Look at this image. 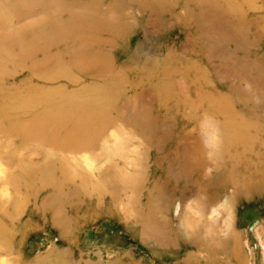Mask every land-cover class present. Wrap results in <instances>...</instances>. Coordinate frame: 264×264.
<instances>
[{
  "label": "rangeland",
  "instance_id": "1",
  "mask_svg": "<svg viewBox=\"0 0 264 264\" xmlns=\"http://www.w3.org/2000/svg\"><path fill=\"white\" fill-rule=\"evenodd\" d=\"M61 1L0 0V264H264V0Z\"/></svg>",
  "mask_w": 264,
  "mask_h": 264
},
{
  "label": "bare ground",
  "instance_id": "2",
  "mask_svg": "<svg viewBox=\"0 0 264 264\" xmlns=\"http://www.w3.org/2000/svg\"><path fill=\"white\" fill-rule=\"evenodd\" d=\"M63 1V0H62ZM61 1V2H62ZM225 1V3H226V5H225V7L227 6V8H228V10L229 11H232L231 13H234L235 15L237 14V13H239L240 12V10H242L241 8V5H246V4H248V5H246V6H249V5H251L252 7H253V5L251 4V1L253 2V0H224ZM223 2V1H222ZM60 3V2H59ZM66 3V2H65ZM65 3L63 2V5H65ZM212 3V2H211ZM240 4V5H239ZM49 5H52V4H49ZM66 5H69V4H66ZM65 5V6H66ZM223 5V4H222ZM61 7V6H60ZM62 7H64V6H62ZM91 7H93V6H91ZM222 7V6H221ZM73 8V7H72ZM96 8H98V6H96ZM95 8V9H96ZM64 9V8H63ZM74 9V8H73ZM86 9H88V8H86ZM92 9V8H91ZM91 9H89V10H91ZM95 9H93V10H95ZM224 9V8H223ZM78 10V9H77ZM81 10H82V8H81ZM80 10V11H81ZM85 10V9H84ZM226 10V9H225ZM56 11H57V8H56ZM70 11H72V10H70ZM83 11V10H82ZM58 12V11H57ZM86 12H87V10H86ZM90 12V11H89ZM92 12V11H91ZM64 13V12H63ZM66 13H67V11H66ZM88 13V12H87ZM96 13V11L94 12V14ZM90 14H93V12L92 13H90ZM50 16V15H49ZM56 17V16H55ZM59 17V16H58ZM43 18V17H42ZM60 18H61V16H60ZM72 18V17H71ZM80 18V17H79ZM56 19V18H55ZM109 19H112V18H109ZM47 20V19H46ZM77 20V19H76ZM75 20V21H76ZM70 21H71V19H70ZM80 21V20H79ZM109 21V20H108ZM60 22V21H59ZM73 22V21H72ZM76 22H78V21H76ZM84 22V21H83ZM82 22V23H83ZM80 23V22H79ZM94 23V22H93ZM77 23H75V25H76ZM92 24V23H91ZM95 24V23H94ZM103 24V23H102ZM84 25H86V23H84ZM35 26V25H34ZM63 26H64V24H63ZM63 26H61L60 28H62L63 29ZM78 26V25H77ZM99 26H101V25H99ZM104 26V25H103ZM53 27V26H52ZM65 27V26H64ZM72 27V26H71ZM98 27V26H97ZM83 28V27H82ZM96 28V27H95ZM66 29V28H65ZM68 29V28H67ZM101 29V28H100ZM72 30V29H71ZM74 30H75V27H74ZM63 31H64V29H63ZM71 33H72V31H70ZM69 32V33H70ZM97 32V31H96ZM79 33V32H78ZM87 34V33H86ZM61 35H62V33H61ZM64 35V34H63ZM66 35V34H65ZM53 36V35H52ZM70 36V35H69ZM80 36H82V35H80ZM96 37V36H95ZM51 38V37H50ZM75 39H76V37H75ZM61 41H65V40H63V38L61 39ZM91 41V40H90ZM56 42V41H55ZM85 42V41H84ZM58 43H59V41H58ZM57 43V44H58ZM72 43V42H71ZM81 43V42H80ZM93 44V43H92ZM32 45H33V43H32ZM67 46V45H66ZM46 47V46H45ZM73 48V47H72ZM71 48V49H72ZM29 49H30V46H29ZM35 49H36V47H35ZM34 49V50H35ZM67 49V48H66ZM31 50V49H30ZM73 50V49H72ZM38 51V50H37ZM71 51V50H70ZM72 52V51H71ZM83 53V52H82ZM85 55V54H84ZM87 55V54H86ZM80 56H82V55H80ZM78 57H79V55H78ZM75 58V57H74ZM82 58V57H81ZM85 59V58H84ZM88 59V58H87ZM86 60V59H85ZM99 60V59H98ZM79 61V60H78ZM77 61V62H78ZM89 61V60H88ZM40 63V62H39ZM46 63V62H45ZM44 63V64H45ZM94 63V62H93ZM37 65H38V63H37ZM50 65V64H49ZM75 65V64H74ZM72 65H70V67H71ZM88 67V66H87ZM86 67V68H87ZM67 69V68H66ZM93 69V68H92ZM92 71V70H91ZM35 75V74H34ZM3 95V94H2ZM251 97V96H250ZM10 101V100H9ZM28 103V102H27ZM209 103H210V105H211V107H212V110L213 111H216V113H217V115L219 116H221V117H223L224 118V120L221 122V123H218V122H215L214 123V125H212L211 124V126H212V128H214V129H216V128H222V131L223 132H227L228 134L224 137L223 136V138L222 139H219V141H220V143H223L225 146L226 145H229V143H231L232 141L235 143V141H237V142H244V141H246L247 140V143H249L250 142V137H249V135H250V131L251 130H253L254 128H255V124H252L251 122L249 123V122H247V121H245L246 119H244L243 120V117L240 115V113H238V112H236L235 111V109L233 108V106L231 105V103L226 99V98H223V97H220V98H218V99H211L210 98V101H209ZM11 106V105H10ZM77 107L78 106H74V107H72L71 106V109L70 110H68L69 112L66 114V117L67 118H65V119H75V121H76V128H78V129H76L75 131H73L72 130V132H70V133H67V132H65L66 133V135H68V138H69V140L70 139H72L74 136H75V134L77 135V134H79L80 133V129L82 128V129H84V128H87V127H89V125H91V123H93L94 121H95V119L97 118V116L98 115H101L102 113H92V114H89L88 116H86V117H88L87 118V120L86 121H84V120H80V119H77L76 120V118L73 116V114H72V112H74L76 115H77V113H78V110H77ZM14 109V108H13ZM9 111V110H8ZM14 111V110H13ZM25 115V114H24ZM86 123V124H85ZM62 125V124H61ZM61 125H59L58 126V129L60 130V129H64V128H62L63 126H61ZM73 125V124H72ZM259 127V126H258ZM66 129V128H65ZM58 130V131H59ZM57 131V132H58ZM61 131H64V130H61ZM60 132V131H59ZM85 133V132H84ZM50 135H52L51 137L53 138V137H55V133H54V131H53V133H51ZM252 140V139H251ZM218 140H217V143L219 142ZM62 142V141H61ZM67 143V142H66ZM81 143V142H80ZM76 145H78L77 144V142H76ZM233 173H236V172H232V174ZM259 183L261 184V186L260 187H262V188H264V172L263 173H260L259 174ZM261 179H263V180H261ZM207 206V205H206ZM203 208V207H202ZM200 209V208H199ZM204 209V208H203ZM206 209V208H205ZM200 211V210H199ZM203 211V210H202ZM178 235H179V237H180V239L183 241V243H184V241H185V239H184V236H186V233L184 232V231H182V230H180L179 232H178ZM200 235V234H199ZM66 256H67V254L66 253H61V254H56L55 256H51V257H48V258H46V259H43V260H38L37 262H36V264H63L62 263V261H65V259H66ZM191 261H188V262H186V264H191L190 263ZM196 263V262H195ZM65 264V263H64ZM66 264H72L70 261L68 262V263H66Z\"/></svg>",
  "mask_w": 264,
  "mask_h": 264
}]
</instances>
